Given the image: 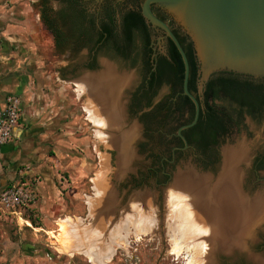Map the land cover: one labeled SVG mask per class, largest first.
<instances>
[{
	"label": "water",
	"instance_id": "95a60500",
	"mask_svg": "<svg viewBox=\"0 0 264 264\" xmlns=\"http://www.w3.org/2000/svg\"><path fill=\"white\" fill-rule=\"evenodd\" d=\"M86 1L100 3L103 0ZM153 6L163 10L172 27L186 35L193 44L200 69L198 90L202 95L205 85L221 72L264 79V0L143 1L141 13L148 25L156 30L157 52L166 56V42L170 40L183 60V94L193 102L196 113L194 121L177 132L185 144L184 151H187L179 155L175 163L169 162L178 150L173 147L176 123L168 122L170 125L166 127L165 122L159 124L157 129L150 130L148 138L144 127L145 141L139 165L122 187L125 193L156 189V179L160 178V182L166 181V185L159 188L177 189L189 194L196 202L208 231L206 264H264V171L258 175L262 181L256 186L250 184L249 178L257 180V176H251L253 171L249 169L246 173L247 167L258 156L263 158L261 165L264 169V114L260 117L245 114L243 121L233 127L222 143L218 161L208 166V172L198 171L197 166L200 167L201 162L194 164L192 161L202 154L195 149L188 150V143L182 135L183 131L197 125L201 112L199 101L188 88L189 61L173 29L153 12ZM127 7L132 8L133 4L130 2ZM78 51L74 45H69L59 53L64 59H70ZM109 58L118 61L113 55ZM120 65L139 77L131 97L132 107V99L143 84V69L140 64ZM170 93L167 85L159 88L152 106L156 108L166 102ZM216 105L226 107L220 101ZM145 106L143 103L139 108L131 109L142 124L144 115L151 112ZM164 173L170 179L163 178ZM245 174H249L247 178Z\"/></svg>",
	"mask_w": 264,
	"mask_h": 264
},
{
	"label": "rangeland",
	"instance_id": "374dc122",
	"mask_svg": "<svg viewBox=\"0 0 264 264\" xmlns=\"http://www.w3.org/2000/svg\"><path fill=\"white\" fill-rule=\"evenodd\" d=\"M20 1L27 2L32 9L28 19L33 22V30L38 32V35L29 38L37 52L35 68L39 77L36 80H52L46 91L62 100L53 117L61 143L57 139L56 146L47 150L45 172L42 168L29 179L28 183L32 184L37 195L34 206L20 217L0 213V264H91L83 255L70 257L61 252L59 224L69 218L80 219L88 226L95 224V219L90 215L88 199L96 196L95 184L100 179L113 186L120 211L140 194L153 195L161 223L154 233L147 236L139 238L131 235L126 247L116 248L115 257L109 264H189L190 260L185 255L178 257L172 253L173 243L166 227L168 188L130 193L122 190L127 178L139 165L145 141L144 125L130 108L132 93L139 81L138 75L120 66V72L133 74L135 78L131 87L125 90L124 97L129 123H137L142 134L136 146L138 158L125 177L117 180L118 155L97 139V129L86 113L90 98L78 94L76 83L89 73L82 68L87 51L79 50L74 57L64 59L56 49L53 36L41 22V0ZM103 59L100 55L93 73L102 70ZM106 159H109V167L106 166ZM118 218L117 222L120 220Z\"/></svg>",
	"mask_w": 264,
	"mask_h": 264
},
{
	"label": "bare ground",
	"instance_id": "6f19581e",
	"mask_svg": "<svg viewBox=\"0 0 264 264\" xmlns=\"http://www.w3.org/2000/svg\"><path fill=\"white\" fill-rule=\"evenodd\" d=\"M101 64L100 72L85 75L76 85L80 97L87 95L90 98L86 113L97 129V139L118 155L115 175L120 180L138 158L136 146L142 134L137 123L131 125L128 121L124 97L125 90L135 78L133 74L120 72L106 60ZM108 161L106 159V166ZM95 192L96 196L88 199L95 224L88 226L84 221L72 218L60 221V250L70 257L83 255L91 264H109L115 257L116 248L126 247L131 235L147 236L154 233L161 223L150 193L138 195L120 211L117 194L111 184L100 179L95 184ZM166 207V227L173 243V255H185L190 260L189 264H206L208 231L196 202L189 194L168 188ZM118 217L120 220L117 222ZM27 225L30 226L29 223Z\"/></svg>",
	"mask_w": 264,
	"mask_h": 264
},
{
	"label": "trees",
	"instance_id": "16d2710c",
	"mask_svg": "<svg viewBox=\"0 0 264 264\" xmlns=\"http://www.w3.org/2000/svg\"><path fill=\"white\" fill-rule=\"evenodd\" d=\"M67 1V0H66ZM72 1V0H69ZM77 1V0H75ZM134 2H142L144 0H133ZM41 6V22L47 31L53 36L56 49L63 51L69 45L74 46H88L93 43L91 37L86 36L82 38V35L78 37L76 35L78 31L77 22L70 27L66 22L62 25H57V21L54 17V12L49 5L48 0L40 2ZM158 11V17L168 22V18L165 14H162L161 9L153 6L152 9ZM78 19L85 18L84 15L78 14ZM65 17H62V21ZM171 25V24H170ZM116 26L108 27L105 23L102 24V32L99 33L98 40L94 46H99L104 49L117 51L118 56H122L125 59H129L135 55L143 54L144 58L148 59L146 66V76L143 80V84L140 87L136 99H139L138 95H142L143 99H146L147 108L151 109L149 114L144 116V119L150 117L159 116L160 114L167 113L170 116L179 115V123L176 127L175 134L178 130L185 125H188L194 121L195 106L189 98L183 96V81L185 75V66L183 60L174 46L169 40V57L159 56L158 67L156 72L154 70V64L152 59V52L149 49V31L147 22L144 19L140 10H130L126 13L123 20V49H119V36L116 33H112ZM67 28V29H65ZM65 29V30H64ZM91 29L88 30V33ZM174 34L180 41L190 65V78H189V91L193 95L198 94L197 84V60L193 48V44L190 42L186 35L181 34L179 31L174 30ZM139 44L141 47L138 49ZM142 53H141V52ZM135 64L136 58H132ZM151 61V62H150ZM150 80H148V75ZM167 85L170 87V95L166 99V102L161 103L154 108L152 106L153 97L156 95L159 88ZM221 90L226 87V107L217 106L216 102H223L224 98L220 96ZM138 96V97H137ZM225 102V101H224ZM205 109L201 111L199 121L197 125L189 130L183 131L182 135L187 140L189 148L197 151H202L203 154L213 145L217 143L220 136L229 135L234 126H238L244 119V115L247 114L252 117H260L262 110L264 109V86H252L249 84H241L234 80L211 82L207 86L205 93ZM188 107L189 117L186 119L185 110ZM239 110H237V109ZM177 147L182 150L184 148V142L180 138H176ZM183 152H179L181 155ZM178 154V152H176Z\"/></svg>",
	"mask_w": 264,
	"mask_h": 264
},
{
	"label": "crops",
	"instance_id": "0c3cea01",
	"mask_svg": "<svg viewBox=\"0 0 264 264\" xmlns=\"http://www.w3.org/2000/svg\"><path fill=\"white\" fill-rule=\"evenodd\" d=\"M0 0V108L8 96L22 102L21 119L11 142L0 151V195L13 184L29 182L47 160V150L56 146L55 119L59 100L46 91L52 80H36L37 52L29 38L38 35L28 19L27 2Z\"/></svg>",
	"mask_w": 264,
	"mask_h": 264
},
{
	"label": "flooded vegetation",
	"instance_id": "af4514ba",
	"mask_svg": "<svg viewBox=\"0 0 264 264\" xmlns=\"http://www.w3.org/2000/svg\"><path fill=\"white\" fill-rule=\"evenodd\" d=\"M40 2H44V0H41ZM48 2H49V5L54 12L55 19L58 20L57 25H59V26L62 25V27H63V22H66L69 25L68 27H70L71 25L75 24L74 23V18H75V22H77V27H78V31H77L76 35L78 37H80L82 35V38L86 37V36H89L92 38L93 43L88 44V46H83V45H79V46L76 45L75 46L76 50L78 49L81 51L82 50L87 51L88 56L84 59V61H82L83 70H86L87 72H89L88 74H94L93 72L95 71V69L98 65L100 55H104V59L102 61L107 60L111 63H114L115 66L118 67V69L121 68L120 63L121 64L133 63L132 58L133 59L136 58L135 64L141 65V67L143 69V73H144L142 80H145L146 66H147V63H149V62H148L147 58H144L143 54L139 55V53H138V55H135L129 59H125L122 56H118L117 51L109 50L107 47L102 49L100 47V45L94 46L95 42H97V40H98L99 33L102 32V24L105 23L106 25H108V27H111V28L113 26H116L112 33H116L119 36L120 42H119L118 48L120 50L123 49V36H124L123 20L125 18L126 13H128L130 10L133 9V10H140L141 11L140 2H134L133 0H103L100 3L95 2V1H86V0H77V1H75V0H72V1H69V0H67V1L66 0H48ZM130 2L133 4L132 8L127 7V4ZM153 12L156 15H158V11H156V8L153 9ZM161 12H163V10H161ZM78 14L84 15L85 18L78 19L77 18ZM62 17H65L64 21H62ZM167 23L169 24V26L174 31L175 29L172 27V25H170L171 23L169 21ZM147 26H148V31H149L148 32L149 33V45L148 46L152 52V55H153L152 59H153V64H154V70L152 72H156L157 67H158L159 56L169 57V42H168L169 40H167V42H166V53H167L166 56L163 55L161 52H157V49H156L157 44L154 41V34L156 33V30L153 29L150 25H148V23H147ZM65 29H67V28H65ZM89 29H91V30L88 33ZM53 41H54V39H53ZM140 47H141V44H139L138 49ZM73 50H75V49H73ZM73 50H71V51H73ZM139 50H141V49H139ZM110 55H113L115 57V59L118 61L110 60V58H109ZM197 67H198L197 84L199 86L200 69H199L198 62H197ZM101 68H102V64H101ZM150 75L151 74L148 75V78H147L148 80H150ZM220 80L224 81L225 85H226V80H234V81L240 82L241 84H249L252 86H260V85L264 86V79H255L251 76L238 75V74L229 73V72H221V73L215 74L210 79V81L205 85L202 95L199 94V90H198L197 95L192 94L199 101V104L201 106V111L203 109H205L204 99H205V93H206L208 84L211 82L215 83V82H218ZM168 88L170 89V87H168ZM217 89H220V92H219L220 96H222L224 98L225 102L223 101L222 103L226 104V87H225V89L223 88L221 90V87L218 86ZM138 96H139V99H136L135 95H134V98L132 99V107L133 108L134 107L139 108V106H141L143 103H144V105L147 104L146 99H143L141 97L142 95H138ZM183 96L186 97L184 94H183ZM132 107H131V109H133ZM235 109H237V108H235ZM237 110H239V109H237ZM195 113H196V108H195ZM185 114H186L185 118L187 119L189 117L188 107H186ZM200 114H201V112H200ZM263 114H264V109L262 110V113L260 116H262ZM128 121H129V117H128ZM164 122H165V124H164L165 127H166V125L167 126L170 125V124H168V122H175L176 127H177V125L179 123V115L170 116L167 113H163V114H160L159 116L150 117L147 120L144 119L143 125H144V127L148 133L147 138H148V136H150L149 135L150 130L157 129L158 125L159 124L162 125L161 123H164ZM227 137L228 136L226 134L223 136H220L217 140V143L215 145L211 146L204 154L202 151H200L202 156L197 158L196 161L195 160L192 161V163H194V164L197 161L201 162L200 167L197 166V164H196L198 171L203 170L205 172H208L209 171L208 166L213 165L214 163H216V161H218V154H219L220 147L222 146V143H224L226 141ZM173 138H174V140H173L174 150L175 149H178V150L175 151V156H173L171 158V161L169 162L170 164L175 163V161H177L178 156L180 155L179 152L182 151L184 153L187 151V150L184 151L185 146L182 150H180L177 147L176 138H180L177 134H174ZM188 150H190V148H188ZM176 152H178V154H176ZM262 159L263 158L258 156L254 161H252V164L249 167H247V169H246V173H248V171L251 170V171H253V173H252V175L251 174L250 175L251 176H255V175L257 176V180H256V178H254V179L249 178L250 184L253 186H256L258 183H260L262 181L261 178H258V175H261V172L264 171V169H262V165H261ZM163 164H165V161L163 162ZM248 175H246V178L248 177ZM163 178L170 179V178H168V175L166 173H164ZM246 178H245V184H246ZM156 181L158 182L157 183L158 188L166 185V181H164L165 183L164 182L161 183L160 178H157ZM135 188H137V185H135ZM244 189H245V187H244ZM245 191H246V189H245Z\"/></svg>",
	"mask_w": 264,
	"mask_h": 264
},
{
	"label": "built area",
	"instance_id": "2783aa9c",
	"mask_svg": "<svg viewBox=\"0 0 264 264\" xmlns=\"http://www.w3.org/2000/svg\"><path fill=\"white\" fill-rule=\"evenodd\" d=\"M22 102L16 96H8L5 105L0 108V151L12 140L15 128L19 125ZM37 201L32 184L21 182L11 185L0 195V213L6 216L20 217L30 210Z\"/></svg>",
	"mask_w": 264,
	"mask_h": 264
}]
</instances>
